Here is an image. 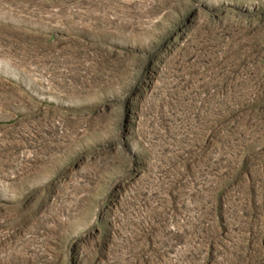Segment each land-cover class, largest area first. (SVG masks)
Returning <instances> with one entry per match:
<instances>
[{
  "label": "rangeland",
  "instance_id": "1",
  "mask_svg": "<svg viewBox=\"0 0 264 264\" xmlns=\"http://www.w3.org/2000/svg\"><path fill=\"white\" fill-rule=\"evenodd\" d=\"M0 264H264V0H0Z\"/></svg>",
  "mask_w": 264,
  "mask_h": 264
}]
</instances>
